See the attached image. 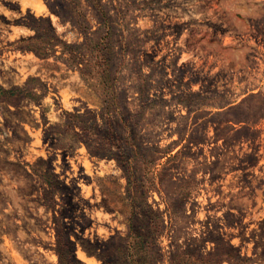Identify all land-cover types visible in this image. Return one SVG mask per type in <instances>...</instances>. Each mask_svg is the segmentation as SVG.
I'll use <instances>...</instances> for the list:
<instances>
[{"label": "rangeland", "instance_id": "obj_1", "mask_svg": "<svg viewBox=\"0 0 264 264\" xmlns=\"http://www.w3.org/2000/svg\"><path fill=\"white\" fill-rule=\"evenodd\" d=\"M0 264H264V0H0Z\"/></svg>", "mask_w": 264, "mask_h": 264}, {"label": "trees", "instance_id": "obj_2", "mask_svg": "<svg viewBox=\"0 0 264 264\" xmlns=\"http://www.w3.org/2000/svg\"><path fill=\"white\" fill-rule=\"evenodd\" d=\"M0 95L1 96L5 95V92L0 91Z\"/></svg>", "mask_w": 264, "mask_h": 264}]
</instances>
